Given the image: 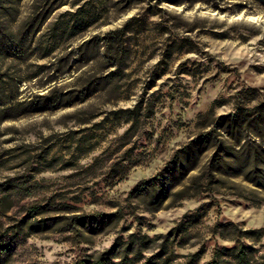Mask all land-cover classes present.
I'll use <instances>...</instances> for the list:
<instances>
[{
	"label": "rangeland",
	"instance_id": "obj_1",
	"mask_svg": "<svg viewBox=\"0 0 264 264\" xmlns=\"http://www.w3.org/2000/svg\"><path fill=\"white\" fill-rule=\"evenodd\" d=\"M1 36L2 264H206L264 245V187L220 160L227 116L264 105V0H0ZM208 133L230 144L215 170L216 144L177 169Z\"/></svg>",
	"mask_w": 264,
	"mask_h": 264
},
{
	"label": "trees",
	"instance_id": "obj_2",
	"mask_svg": "<svg viewBox=\"0 0 264 264\" xmlns=\"http://www.w3.org/2000/svg\"><path fill=\"white\" fill-rule=\"evenodd\" d=\"M0 44L10 51L11 49L5 43L4 37L1 36ZM21 47H16L14 50H21ZM38 110V109H34ZM227 138L233 142L234 155L225 159L223 156L220 160L223 164L229 167L235 175L242 177L244 180L251 183H260L264 187V105H259L253 109H245L241 106L237 107L234 112L227 116L226 123ZM248 134L254 136V140L246 139ZM218 140V141H216ZM217 142V143H216ZM215 146L214 156L211 160V169L215 164H218L217 156L221 155V149L229 146V141L220 135L216 139L212 134L208 133L199 142H191L190 146L179 152L176 157L175 167L180 171L193 170L197 164L198 153L202 146ZM222 156V155H221ZM192 168V169H191ZM215 170V169H213ZM164 181L163 175H158L149 182L138 184L132 192L143 193L148 190L149 186L158 187ZM161 204L166 200L165 190L159 189ZM104 220L96 223L97 228H101ZM85 221H78L77 226L85 227ZM234 228L231 223L222 225L221 237H225V229ZM256 231L249 230L243 233L239 232L237 236L255 235ZM10 245L0 240V264L3 263L8 256ZM82 264V263H81ZM95 264H105L103 261ZM206 264H264V245L256 247V244H239L231 248H222L215 250L212 260Z\"/></svg>",
	"mask_w": 264,
	"mask_h": 264
}]
</instances>
